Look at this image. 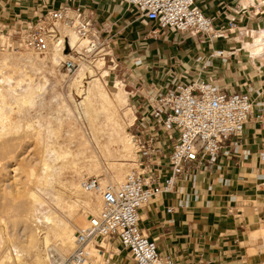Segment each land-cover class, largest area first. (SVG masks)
<instances>
[{
    "label": "crops",
    "instance_id": "obj_1",
    "mask_svg": "<svg viewBox=\"0 0 264 264\" xmlns=\"http://www.w3.org/2000/svg\"><path fill=\"white\" fill-rule=\"evenodd\" d=\"M196 3L214 28L225 27V38L210 41L168 32L152 38L155 26L123 0H0V25L10 28L52 9L80 7L122 59L125 81H120L130 90V100L167 92L172 76L248 93L254 116L243 135L231 138L215 159L189 166V176L173 193L143 208L140 227L162 256L179 264H264V60L231 35V29L261 28L264 8L248 6L247 0ZM217 50L225 56L213 58ZM110 253L111 264H135L118 242Z\"/></svg>",
    "mask_w": 264,
    "mask_h": 264
},
{
    "label": "built area",
    "instance_id": "obj_2",
    "mask_svg": "<svg viewBox=\"0 0 264 264\" xmlns=\"http://www.w3.org/2000/svg\"><path fill=\"white\" fill-rule=\"evenodd\" d=\"M196 1L123 0L155 26L152 38L166 32L210 41L225 38V27L214 28ZM70 34L77 38L75 45L64 38ZM55 45L65 55L61 64L67 75L88 67L97 69V65L109 72L119 67L110 37L80 7L62 6L10 28L0 25V54L45 57ZM224 56V50L212 55ZM172 80L167 92L145 93L134 107L140 110L128 130L138 147L137 168L120 184H102L97 177L82 181L85 192L100 197V209L77 230L74 250L68 256H62L54 245L45 247L47 264H111L113 242L128 250L135 264H179L171 256H162L143 232L141 211L153 200L173 193L178 182L189 176V166L215 159L231 138L241 137L254 116V101L248 93H230L202 79L172 76Z\"/></svg>",
    "mask_w": 264,
    "mask_h": 264
},
{
    "label": "rangeland",
    "instance_id": "obj_3",
    "mask_svg": "<svg viewBox=\"0 0 264 264\" xmlns=\"http://www.w3.org/2000/svg\"><path fill=\"white\" fill-rule=\"evenodd\" d=\"M261 28H264V22ZM113 52L119 67L110 71V78L101 81L118 107L115 119L130 133L128 128L133 114L129 109L138 115L140 109L134 107L139 104V98L130 100L128 88L129 95L125 94L128 102L120 103L115 97V81H125V72L122 71V59L114 49ZM50 57L51 54L45 57L31 53L0 54V65L3 66L4 59H8L9 65L0 68V77L4 78L0 83V264H47L44 251L50 245H54L62 256H68L74 250L73 241L66 244V249H61L59 230L69 227L75 236L77 230L87 224L88 218L100 209L99 196L81 189L80 197L73 190V183L77 184L82 176V180L97 177L102 184H120L131 170L137 168L131 165L134 164L132 159L125 157L124 146L112 139V125L105 123L103 114L93 122V128L87 117L80 115L83 96L71 87L80 71L67 75L61 61L52 65L48 60ZM26 58L36 59L38 63L33 61L36 64L26 65ZM258 58L264 60V57ZM104 70L107 68L98 66L95 69L97 77ZM87 76L86 89L92 80L89 74ZM31 79L34 84L42 83L46 87L42 98H38L41 102L35 105L29 101L32 96L24 92ZM17 82L20 83L17 85ZM63 106L72 112V120ZM80 135L91 144L88 143L89 149L86 148L88 154L52 158L49 162L56 174L50 172L42 179L39 160L44 144H51V148L60 153L66 151V147L73 152L78 149ZM78 218L84 221L83 225L78 224Z\"/></svg>",
    "mask_w": 264,
    "mask_h": 264
},
{
    "label": "bare ground",
    "instance_id": "obj_4",
    "mask_svg": "<svg viewBox=\"0 0 264 264\" xmlns=\"http://www.w3.org/2000/svg\"><path fill=\"white\" fill-rule=\"evenodd\" d=\"M258 4H260L261 6L264 7V0H247V5L248 6L249 5H258ZM231 31H232L231 35L234 36V38L239 39L238 41L242 42V44H243L242 46H244L248 50L249 54H251L252 56L264 57V28L256 29V28H253L252 25H250L249 27H246V28H242V29L240 28L239 31H238V34H237V31H235V29H231ZM225 35H226V33H225ZM64 38H68L69 42L71 43V45H75V43L77 41V38L75 37V35H72V34H70L68 36H65ZM35 58H37V57H35ZM61 59H65V55H63L62 52L59 50L58 45H55L54 48L52 49L51 57L48 60L50 61V63L52 65H58L59 62L61 61ZM35 60H32L30 58H28V59L26 58L25 59V61H26L25 64L26 65L28 63L33 64L34 63L33 61H35ZM7 61H8V59H4V61H2L3 66L0 65V68L9 66L7 64L8 63ZM36 63H38V62H36ZM36 63H34V64H36ZM98 66L101 67L102 65H97V67ZM87 74L90 75L92 80L90 79L91 80L89 82L90 86L86 89L85 80H88L87 79L88 78ZM109 76H110V72L108 70H104L101 73V76L97 77V73H96L95 69H93L91 67H88L86 69V71L81 70L77 74V76L74 78V81H72L73 85L71 87L76 89V92L83 96V100L81 102V106H82L81 110H83V111H82V113L80 112V115H84L85 117H87V119L91 122V127L93 128V126H92L93 122L94 121L96 122L98 117L101 114H103L104 118H105V123L112 125L110 127V135L112 136V139L116 143H121L124 146L125 149H124L123 153L125 154V157H128V158L132 159L134 164H131V165L135 166V165H137V154H136V151L138 149L137 143L135 142V140L133 139L131 134L128 133L127 130H125V128L123 126H121L119 124V122L115 119L114 115L117 112V109H116L117 106L115 107V105H114L115 103H113L110 94L108 93V91L105 88V85L101 81V79L107 78ZM3 79L4 78L0 77V83L2 82ZM45 82H46V80H45ZM19 83L20 82H17V85ZM26 87L27 88L24 89V92L27 93L28 95L32 96V97L28 96L30 98L29 101L31 102V104L35 105L36 102H41L40 100H38V98L41 99L43 94L45 93V88H46L45 85H43L42 83L34 84L32 79H31L26 84ZM114 88L117 90L115 92V97L120 101V103L128 102L127 99H125V96L129 95L128 92H126L125 89H124L125 88V84L122 81H120V80L118 81L117 80V81H115ZM126 106H128V105H126ZM63 108H64L65 112L67 113V117L69 119H71V113L72 112L70 111V109L68 107H64V106H63ZM129 111H131L132 114H133V117L131 119L132 122L129 124V125H132L134 123L135 119H136V115H135V113L133 112V110L131 108L129 109ZM73 124H75V123H73ZM74 128H75V126H74ZM75 133H76V131H75ZM92 133H93V135L95 137V135H96L95 134L96 133L95 129H93ZM75 140H77V139H75ZM95 140H97V139L95 138ZM71 142H72V140H71ZM88 143L90 144L89 140H87V138H85V136L80 135V137L77 140V145H76V147H78V149L76 148V151H73V152H72L71 149H69L70 147L69 148L66 147V151L60 153L57 150H53L51 148V144L50 145L49 144H44V147L42 146L43 148L40 147L42 149V154L40 153L41 157L39 156L40 157L39 164L42 166L41 167L42 171H43L42 179L45 178V176L48 175L50 172L53 173V174L55 173V169L53 170V167H52L51 163L49 162L52 158L53 159H60V158L62 159V158H67L68 156H72L73 154L75 155V157H78V155H84L87 152V149H86L87 146H88V149H89ZM66 146H68V145H66ZM69 146H70V144H69ZM35 147H37V146H35ZM38 152H41V150L38 151ZM88 152H87V154H88ZM39 157H37V158H39ZM89 160H91V159H89ZM91 161L93 162V160H91ZM80 170H79V172H80ZM80 174H81V172H80ZM81 177L82 176H80V178H79V182L78 183L76 182L77 184L73 183V185H72L73 186V190H75V193H77L79 196L83 194V192L81 191V189H82V181H83L82 179L83 178H81ZM88 178H91V177H88ZM48 181L49 180L47 179L46 182H48ZM87 194H91V193H87ZM86 204H90V201L87 200ZM80 219L81 218H78L77 222H78V224L83 225L84 221L80 220ZM58 237H59V240L61 241L60 244H59L60 248L62 246L61 249H63V250L66 249L65 248L66 244H69V243L71 244L72 241H73V244H74V238H75L74 230L69 228V227L65 226L64 228H61V230H59V232H58ZM107 248L109 249V246H107Z\"/></svg>",
    "mask_w": 264,
    "mask_h": 264
},
{
    "label": "water",
    "instance_id": "obj_5",
    "mask_svg": "<svg viewBox=\"0 0 264 264\" xmlns=\"http://www.w3.org/2000/svg\"><path fill=\"white\" fill-rule=\"evenodd\" d=\"M69 52H70L69 44L66 43V54H68Z\"/></svg>",
    "mask_w": 264,
    "mask_h": 264
}]
</instances>
